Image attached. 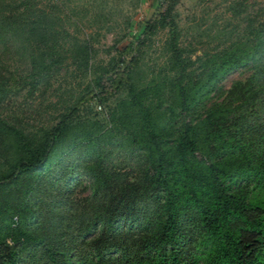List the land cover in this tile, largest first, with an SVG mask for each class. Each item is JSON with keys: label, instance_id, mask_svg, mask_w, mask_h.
<instances>
[{"label": "trees", "instance_id": "trees-1", "mask_svg": "<svg viewBox=\"0 0 264 264\" xmlns=\"http://www.w3.org/2000/svg\"><path fill=\"white\" fill-rule=\"evenodd\" d=\"M169 1L155 19L167 28L162 75L141 81L133 58L107 64L51 125L0 117V264H264V9L231 1L242 30L194 55L178 45ZM41 4L0 0V43L28 63L24 77L0 71V108L48 86L60 63L89 67L90 43ZM239 69L248 75L222 91ZM94 99L104 122L80 113ZM81 177L83 199L39 217L42 197Z\"/></svg>", "mask_w": 264, "mask_h": 264}, {"label": "rangeland", "instance_id": "rangeland-1", "mask_svg": "<svg viewBox=\"0 0 264 264\" xmlns=\"http://www.w3.org/2000/svg\"><path fill=\"white\" fill-rule=\"evenodd\" d=\"M231 1L233 0H170L171 9L166 19L172 20L176 26L179 34L178 45L185 49L191 48L194 55H200L202 50H213L218 45H226L230 36L239 34L244 26L241 18H233L228 10ZM243 1L249 5L248 11L254 14L264 9V0ZM38 2L42 3V6L54 7L55 15L62 21L63 31L71 37L86 39L90 43L92 53L87 63L89 67L87 70H79L69 61L60 63L48 86L40 87L31 94H27L26 89L21 91L0 108V117L17 121L25 128L34 130L51 125L64 107L81 94L86 83L94 77V73L97 74L99 68L107 64L121 68L133 58V63H138L140 69L138 78L141 81H147L164 72V63H167L168 57L165 49L167 28L164 24L163 26L156 24L155 20L160 18L164 11V0H38ZM149 25L153 27L150 31H145ZM140 42L142 43L139 44ZM135 44L139 47L138 50H135ZM12 45L11 42H7L5 46L0 43V71L15 72L24 77L27 74L28 63ZM126 46L128 51L121 54L123 47ZM247 75L248 72L242 69L230 72L220 83L221 90L225 91L232 82L243 80ZM215 99L216 97L213 100ZM219 99L220 97L217 98ZM80 113L90 119L104 122L106 107L94 99L87 106H83ZM110 159V162L120 169L133 165L131 159H125L120 154L117 156L112 154ZM81 181L82 186H74L63 192L58 191L60 196L42 197L44 208L41 207L43 211L39 217L44 218L49 213L48 209L65 214V207L70 204L65 200L66 197H69V201L83 199L88 190L83 188V185L84 187L87 185L86 179L81 177ZM56 187L65 188L62 183ZM30 255H26L25 261L31 260L33 264H41L37 256Z\"/></svg>", "mask_w": 264, "mask_h": 264}]
</instances>
